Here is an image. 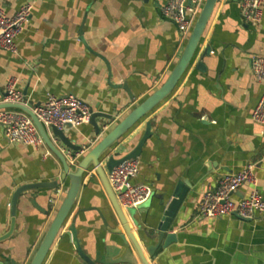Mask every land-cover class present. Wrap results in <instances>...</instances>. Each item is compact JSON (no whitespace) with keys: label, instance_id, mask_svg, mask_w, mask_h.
I'll list each match as a JSON object with an SVG mask.
<instances>
[{"label":"crops","instance_id":"crops-1","mask_svg":"<svg viewBox=\"0 0 264 264\" xmlns=\"http://www.w3.org/2000/svg\"><path fill=\"white\" fill-rule=\"evenodd\" d=\"M241 0H219L191 66L170 97L157 106L115 147L132 151L148 123L152 136L140 160L136 184L153 189V197L133 208L131 224L145 247L155 232L171 193L182 184L184 203L171 226L176 243L160 249L153 264H264V214L251 220L237 215H200L202 196L218 180L253 166L264 200V124L253 111L264 92L252 59L264 57V17L243 20ZM168 0H0L13 16L33 4L29 22L17 38V52L0 49V93L15 79L31 105L50 97L75 95L95 112L102 127L91 123L67 134L81 146V156L168 79L187 39L162 9ZM63 167L44 145L10 143L0 127V236L11 226L14 192L29 183L59 181V187L23 194L14 236L0 244V264H30L69 182ZM243 186L234 196H249ZM36 200L38 207L31 201ZM75 227L84 253L96 264H140L131 245L111 229H122L100 177L86 174L74 209ZM73 216V215H72ZM71 219L44 264H88L68 230Z\"/></svg>","mask_w":264,"mask_h":264},{"label":"water","instance_id":"water-1","mask_svg":"<svg viewBox=\"0 0 264 264\" xmlns=\"http://www.w3.org/2000/svg\"><path fill=\"white\" fill-rule=\"evenodd\" d=\"M219 0H205L204 5L196 19L193 29L187 39L185 49L174 65L168 79L165 83L157 89L152 95H150L145 101L136 106L126 117L120 120L110 131H108L98 143H96L89 151L83 156H78L81 153L82 147L76 145L74 141L67 134V131L73 127L71 124L65 125L63 130L57 127L52 128L51 137L46 131L45 127L41 123L34 113L25 106L16 104H2L1 109H15L27 113L34 123L36 124L45 145L50 151L59 159L62 164L63 171L61 180L68 181L69 186L66 194L64 195L62 202L30 264H44L48 255L54 246L55 242L59 238L61 232L67 228L68 222L72 217L71 225L68 230L72 235V239L76 244L79 255L88 263L96 264L91 260L82 250L79 240L78 232L75 227L76 213H74L75 206L77 204L80 192L83 187V182L86 174L93 170L100 177L104 189L108 195V198L113 206V209L118 217L122 229H111L113 233L120 235L126 244L131 245L136 255L138 256L140 264H153V259L157 257V253L160 249H167L173 243L177 241V235L170 233L171 226L176 218V215L185 201L187 195V189L178 184V186L171 193L168 201H165L163 197L162 206L165 207V211L160 223L154 233L147 234L148 239L153 243L147 246H143L141 240L137 237L136 232L131 224V221L137 224L132 214L133 209L125 211L119 203L117 194L113 190L108 175L114 170V168L121 165L123 162L140 157L144 146L148 139L152 136V126L150 123L146 126V131L139 141L138 145L130 152L126 154L115 153L114 149L119 142L133 130L141 121H143L157 106L172 95L176 87L182 80L183 76L191 66L198 49L201 45L204 34L208 28V25L215 13ZM38 107L39 105H35ZM108 118L107 115L95 112L91 118L90 123L95 127L96 133L100 134L102 127L98 122L99 118ZM76 159V164L70 163V158ZM59 187V181L54 182H40L29 183L19 187L13 194L11 201V226L8 232L0 236V244L10 240L16 231L18 204L23 194L39 191L45 189H55ZM152 194L151 198L153 197ZM31 203L38 207L36 200H32ZM73 215V216H72ZM238 216V215H237ZM240 217V216H238ZM241 218V217H240ZM244 219V218H242ZM247 220V219H244ZM9 264V263H3ZM11 264H16L12 261ZM120 264H137L131 262H125Z\"/></svg>","mask_w":264,"mask_h":264},{"label":"built area","instance_id":"built-area-1","mask_svg":"<svg viewBox=\"0 0 264 264\" xmlns=\"http://www.w3.org/2000/svg\"><path fill=\"white\" fill-rule=\"evenodd\" d=\"M205 0H168L162 9V15L176 24L181 34L188 38ZM242 18L247 23L257 24L264 17V0H241ZM33 11V4L26 3L15 15H7L0 8V49L12 53L17 52L16 40L21 35L25 25L29 22ZM252 70L258 81H264V57L252 59ZM16 104L30 109L38 117L48 134L52 135V128L63 130L65 125L72 127L90 123L94 110L75 95L50 97L38 107L31 105L27 95L18 89L17 80H11L3 93H0V105ZM253 120L264 124V92L253 111ZM0 127L10 143L24 144L40 148L45 142L32 118L23 111L15 109L0 110ZM82 153L78 154L81 156ZM74 157L71 164H76ZM138 158L123 162L108 175L110 184L117 194L119 203L125 211L137 208L151 199L153 189L146 184H136L134 181L140 172ZM250 185L249 196L235 199L240 189ZM258 179L253 166L222 176L215 188H210L202 196L198 210L200 215L210 218L238 215L251 220L257 215L264 214V200L258 190Z\"/></svg>","mask_w":264,"mask_h":264},{"label":"rangeland","instance_id":"rangeland-1","mask_svg":"<svg viewBox=\"0 0 264 264\" xmlns=\"http://www.w3.org/2000/svg\"><path fill=\"white\" fill-rule=\"evenodd\" d=\"M149 200H150V199H149ZM149 200H148V201H149ZM145 203H146V202H145ZM142 205H143V204H142ZM140 206H141V205H140Z\"/></svg>","mask_w":264,"mask_h":264}]
</instances>
